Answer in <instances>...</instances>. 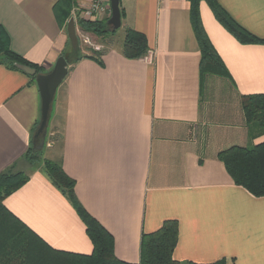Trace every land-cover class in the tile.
I'll use <instances>...</instances> for the list:
<instances>
[{"label": "crops", "instance_id": "1", "mask_svg": "<svg viewBox=\"0 0 264 264\" xmlns=\"http://www.w3.org/2000/svg\"><path fill=\"white\" fill-rule=\"evenodd\" d=\"M57 1L0 0L10 48L45 72L68 47L67 26L54 13ZM218 2L264 39V0ZM120 5L123 31L143 32L150 49L131 59L120 43L99 39L110 46L99 51L102 63L85 56L69 64L45 156L76 180L79 200L113 235L122 261L140 262L143 235L177 220L174 259L264 264V196L235 184L218 158L231 146L264 142V133L252 135L241 104L244 95L264 94V43L240 42L202 0V23L229 76L202 74L190 0ZM41 111L36 78L0 63V172L24 156ZM4 204L52 248L93 251L85 223L42 170L32 169Z\"/></svg>", "mask_w": 264, "mask_h": 264}, {"label": "trees", "instance_id": "2", "mask_svg": "<svg viewBox=\"0 0 264 264\" xmlns=\"http://www.w3.org/2000/svg\"><path fill=\"white\" fill-rule=\"evenodd\" d=\"M201 1L190 0L191 22L202 51V74L229 76L202 23ZM204 1L208 3L216 19L240 42L264 43V39L258 38L239 25L218 0ZM74 3V0H58L55 4L54 13L61 26H66L68 19L72 17V11L77 7ZM124 16L125 11L121 8L122 19ZM77 22L81 30L87 33L105 36L110 32L108 21L105 20L82 17ZM149 49L147 36L143 32L126 28L122 48L125 57L138 59L145 56ZM73 52V58L70 59L66 55L68 52L62 53L69 64L85 56L102 63L99 54L86 55L77 53L75 49ZM0 63L13 69L22 70L17 66L22 64L35 68L37 72H45L41 66L27 61L10 48L9 35L2 26H0ZM241 104L246 121L251 126L252 135L263 134L264 94L244 95ZM39 139L33 138L24 156L0 172V264H226L224 259L214 263L181 262L174 259L173 254L179 238L177 220H166L157 231L143 235L140 262L129 263L120 260L115 254L113 235L82 205L75 191L76 180L60 163L44 158L43 148L36 149ZM218 158L225 164L235 184L246 188L255 196H264V142L251 146H231L220 151ZM39 163L41 168L37 167ZM32 169L42 170L69 199L85 223L87 234L93 243V251L90 254L52 248L5 206V198L30 179Z\"/></svg>", "mask_w": 264, "mask_h": 264}, {"label": "water", "instance_id": "3", "mask_svg": "<svg viewBox=\"0 0 264 264\" xmlns=\"http://www.w3.org/2000/svg\"><path fill=\"white\" fill-rule=\"evenodd\" d=\"M121 1L122 0H111V10L112 15L108 20L110 30H117L122 25L121 17ZM67 33L71 41L72 47L75 50H78L79 38L77 34L76 21L74 17H71L67 24ZM20 69L24 70L31 76L36 78L38 84L41 98H42V111H41V120L39 122L38 128L34 134L35 138L39 139V144L36 145V149H41L45 145V139L47 136V128L50 121V116L53 110V103L56 97L57 90L62 84L63 80L68 74L69 63L64 55H61L54 67L48 72H37L33 67L18 64Z\"/></svg>", "mask_w": 264, "mask_h": 264}, {"label": "rangeland", "instance_id": "4", "mask_svg": "<svg viewBox=\"0 0 264 264\" xmlns=\"http://www.w3.org/2000/svg\"><path fill=\"white\" fill-rule=\"evenodd\" d=\"M74 1H75L74 5L76 4V6H79L80 8L83 9V8L88 7L91 4L92 0H74ZM111 15H112V12L111 13L105 12L103 14V16L101 17L102 18L101 20L108 21L110 19ZM72 16L75 18V21H76L77 34H78V38H79V46H78V50H76L77 53L85 54L84 52H86L89 55H95V54H99L100 53L99 51H102V50L106 49L107 47L114 46L116 44L118 45V43L121 44L120 47H123V41H124L123 37H125V30L126 29L123 31V28L120 27L117 31L116 30L115 31L110 30V32H107L105 34V36H98L94 33H87V32H84L83 30H81V28L79 27L78 22H77V20L82 18L80 13L75 11V13ZM83 18L91 19V18L84 17V16H83ZM67 24L68 23H66V26H67ZM83 35H88L90 37L91 43H88V44L85 43L84 39H83ZM99 39L104 40L110 46L106 45V44L99 43L98 42ZM73 50L74 49H73L71 41L69 39L68 40V47L65 50L66 52H68L66 55H68L69 59L73 58V54H74ZM57 135H58V133H55L54 135H52L53 136L52 140L56 141L58 139ZM37 142L39 143V140ZM45 155L46 154H44V152H43V157L47 158ZM37 167L41 168L40 163L38 164Z\"/></svg>", "mask_w": 264, "mask_h": 264}, {"label": "built area", "instance_id": "5", "mask_svg": "<svg viewBox=\"0 0 264 264\" xmlns=\"http://www.w3.org/2000/svg\"><path fill=\"white\" fill-rule=\"evenodd\" d=\"M111 0H92L91 4L86 7V8H80L79 6H77L76 8H74V10L72 11V14L75 13V11H77L78 13H80V15L83 17H88L91 19H102L101 17L103 16V14L106 13H111ZM73 17V16H72ZM83 39L85 43H91L90 37L88 35H83Z\"/></svg>", "mask_w": 264, "mask_h": 264}]
</instances>
